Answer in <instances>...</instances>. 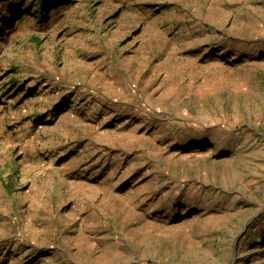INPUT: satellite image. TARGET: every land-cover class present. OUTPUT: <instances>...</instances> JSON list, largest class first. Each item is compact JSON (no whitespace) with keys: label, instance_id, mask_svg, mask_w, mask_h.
Masks as SVG:
<instances>
[{"label":"rangeland","instance_id":"obj_1","mask_svg":"<svg viewBox=\"0 0 264 264\" xmlns=\"http://www.w3.org/2000/svg\"><path fill=\"white\" fill-rule=\"evenodd\" d=\"M0 264H264V0H0Z\"/></svg>","mask_w":264,"mask_h":264}]
</instances>
